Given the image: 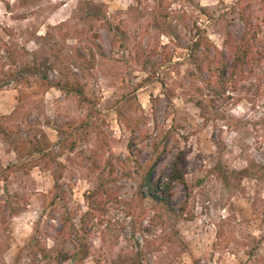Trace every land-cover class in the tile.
I'll return each mask as SVG.
<instances>
[{
    "label": "rangeland",
    "instance_id": "1",
    "mask_svg": "<svg viewBox=\"0 0 264 264\" xmlns=\"http://www.w3.org/2000/svg\"><path fill=\"white\" fill-rule=\"evenodd\" d=\"M236 1L0 0V172L16 165L0 180V264H264V62L219 97L188 57L197 29L230 54ZM246 3L264 53V1ZM74 79L87 100L55 84ZM41 133L65 206H43L52 173L19 150ZM180 150L173 210L141 199L144 168L157 158L162 184ZM105 178L113 199L81 223ZM64 212L77 233L62 232Z\"/></svg>",
    "mask_w": 264,
    "mask_h": 264
},
{
    "label": "trees",
    "instance_id": "2",
    "mask_svg": "<svg viewBox=\"0 0 264 264\" xmlns=\"http://www.w3.org/2000/svg\"><path fill=\"white\" fill-rule=\"evenodd\" d=\"M236 5H238L239 18L244 27L237 39H234L230 35L227 37L225 44L230 52L227 57L224 56L223 52L215 45V43L200 29L196 30V33L188 46L190 63L194 66L196 71L200 73L203 71L207 72V83L212 84L215 87L214 95L219 97L223 96L227 89L236 88V80L238 79V76L243 77L245 76V72H251L255 68L262 67V63L264 62V53L257 45L261 27L259 23L252 22L249 3L243 4V0H237ZM93 58L94 54H91V59L88 60L91 65L93 64ZM21 73H23V71H21ZM11 75V80L14 79L16 82H19V75L15 76L14 73H11ZM45 78L46 77L43 76L42 80L44 81ZM55 84L61 90L74 92L79 98L82 96L85 100L88 99L84 94L83 85L77 79H74L73 81L58 80ZM8 116L5 115L3 118H7ZM10 130L9 124L5 122L0 124V134H3L6 140L11 137ZM40 135H42V137L39 139H36V136H34V140L30 139L24 141L25 143L20 145L19 150L22 148L21 151L24 154H37L36 159L30 160L33 162L32 164L37 166L43 161L44 164H46L45 166H47L52 173L54 183L51 189L43 194V206L52 207L57 202H61L63 206H65L64 201L66 198V192L59 185L62 165L56 161L53 151L47 150L50 144L49 139H47L44 133H41ZM135 138L136 135L132 133L127 144L130 155L135 154ZM25 144H29V147ZM67 146L69 149H72L74 143L71 141ZM184 157V151L182 150L175 154L171 170L162 184L153 179V171L157 158L150 161L147 167L142 171L138 182L139 197L141 199L150 197L153 201L161 204L167 210H173V207L170 204V198L172 196L174 184L181 183L186 185V172L180 165V162L183 161ZM58 165L59 168L57 173ZM106 165L109 166V174H113L115 169L110 159L106 160ZM11 167L16 168V165H7L2 169L0 172V180L7 177L8 173L12 171ZM108 184L109 180L105 178L85 195L89 209L81 215V223L87 222L89 217H95V212L104 210V204L113 199L114 193L110 190ZM184 210V205L180 204V214H182ZM61 222L62 232L66 230L69 231L70 234L76 232L68 212H64L61 216ZM59 257L65 260L69 256L59 254Z\"/></svg>",
    "mask_w": 264,
    "mask_h": 264
}]
</instances>
